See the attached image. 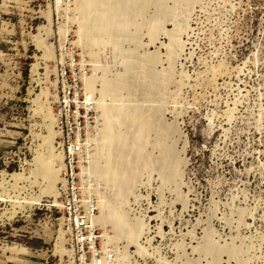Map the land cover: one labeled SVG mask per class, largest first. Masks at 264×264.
Returning <instances> with one entry per match:
<instances>
[{
  "label": "rangeland",
  "instance_id": "obj_1",
  "mask_svg": "<svg viewBox=\"0 0 264 264\" xmlns=\"http://www.w3.org/2000/svg\"><path fill=\"white\" fill-rule=\"evenodd\" d=\"M70 68L120 110L128 136L130 162L94 144L115 117L92 128L93 187L109 199L99 246L120 264H264V0H0V264L71 263L55 249L66 229L58 196L11 175H31L43 148L60 173L59 130L49 143L35 100L54 110ZM119 165L116 193V175L102 177Z\"/></svg>",
  "mask_w": 264,
  "mask_h": 264
},
{
  "label": "built area",
  "instance_id": "obj_2",
  "mask_svg": "<svg viewBox=\"0 0 264 264\" xmlns=\"http://www.w3.org/2000/svg\"><path fill=\"white\" fill-rule=\"evenodd\" d=\"M68 69V68H67ZM87 75L70 68L61 75L62 92L56 101L54 115L59 130L58 146L65 154V166L58 185V203L64 213L65 231L70 237V264H110L115 258L102 247V237L93 220L98 212L97 202L86 191L82 164L92 147V128L98 123L94 97L85 95L83 77ZM88 199V201H87ZM56 207V205H53ZM93 226V227H92Z\"/></svg>",
  "mask_w": 264,
  "mask_h": 264
},
{
  "label": "bare ground",
  "instance_id": "obj_3",
  "mask_svg": "<svg viewBox=\"0 0 264 264\" xmlns=\"http://www.w3.org/2000/svg\"><path fill=\"white\" fill-rule=\"evenodd\" d=\"M105 1V0H104ZM126 8V7H125ZM105 9V8H104ZM123 9V8H122ZM111 19V18H110ZM99 24V23H98ZM99 26H100V24H99ZM100 29V28H99ZM92 30V29H91ZM92 32V31H91ZM65 31H60V34L62 35V36H64L65 35ZM121 33V32H120ZM103 35V34H102ZM111 37H116L117 38V36H111ZM125 37V36H124ZM109 38V37H108ZM122 38V37H121ZM62 60V59H61ZM61 60H59V63L60 64H62V61ZM36 68H37V66H36ZM35 70V69H34ZM33 73H34V71H33ZM37 73V72H36ZM91 80V79H90ZM83 84H84V80H83ZM94 86L92 85V84H86V88H85V95L86 96H90L91 98H93V96H94V93H95V90H94V88H93ZM40 98V97H39ZM39 98H37V101L35 100V104H37V108H36V111H37V113H39V114H41L42 116H44V118L46 117V118H48L47 120H51V123L50 124H48V125H46L49 129H52V132H51V134H50V137H53V138H51L50 140H49V143H51V141L53 142V139H54V135L53 134H55V129H54V125H55V123H56V118H55V115H54V111H53V107L50 105H47L46 103H49L48 101H40L39 100ZM94 100H95V104H96V107H97V110H100L101 111V114L100 115H98L99 116V118H98V120L100 121V120H105V118H107L108 116H110V115H112L113 117H115V121L113 120V123H112V125H110L109 124V128H110V130H109V133H108V136L106 137H104V139H103V141L105 142V145H103V144H101V141L100 140H95L92 136L90 137V141L91 142H93V141H96V142H94V144L96 143V145H97V147H98V149H99V151L101 152V153H106V149L107 148H115L116 149V156H117V158L119 157V158H122V157H127L128 155L126 154L127 152L124 150V146L123 145H125L126 143L124 142V141H127L125 138V136H127V134L125 135V134H123V132L121 131V128L119 127V126H121V125H119V123H120V121H121V113H120V110L118 111V110H115V113H114V109H111V108H109L105 103H104V97H100V98H98V99H95V97H94ZM133 111H134V109H133ZM134 117H136L135 115H134ZM46 120V119H45ZM98 121V122H99ZM124 121V120H123ZM122 123V122H121ZM98 125H99V123H97ZM103 125H104V122L102 123ZM130 124V123H129ZM145 128H147V124H145V126H143V129H145ZM115 132H114V131ZM130 130V132H129V134L131 133V129H129ZM144 131L142 130V133H143ZM59 134H60V132H59ZM125 137V138H124ZM128 137V136H127ZM96 139H98L97 137H96ZM128 142V141H127ZM136 142V141H135ZM134 142V143H135ZM139 142L140 141H138V146H140V144H139ZM125 143V144H124ZM131 143V142H130ZM127 144H129V143H127ZM133 144V143H132ZM132 146V145H131ZM135 146H136V144H135ZM50 147H53V145L51 144L50 145ZM135 148V147H134ZM136 148H139V147H137L136 146ZM135 148V149H136ZM144 148V147H143ZM131 150H132V148H131ZM139 150V152H142L141 150L142 149H138ZM137 150V151H138ZM128 151V150H127ZM63 152V151H62ZM44 153H45V150H44V148H43V151H41V150H37V156L34 158V168L31 170V175H26L25 173H14V174H11L12 175V178H14L15 179V181L16 182H20L21 180L20 179H22V178H25L26 180H28V178L29 179H31L30 177L33 175L34 177H35V181L36 182H38V180L37 179H39V178H41L43 181H44V183H46V188L45 189H43L45 192H46V194H47V192L48 193H50V192H54V196H58V188H57V183L61 180V171H62V169H61V171H60V173H53L51 170H49L48 168H45V162H46V158H44ZM64 154V153H63ZM63 154H59V153H52V154H50V159H52V158H55V159H57V160H59V161H61V162H63V167L65 166V154L63 155ZM115 154V153H114ZM131 154V153H130ZM127 155V156H126ZM131 156V155H130ZM92 158V157H91ZM127 159H128V157H127ZM133 160V159H132ZM128 161H129V159H128ZM115 162H116V160H115ZM114 162V163H115ZM130 162V161H129ZM135 162H137V161H135ZM134 161L132 162V165H135V164H133V163H135ZM84 163L86 164H88L87 166H83L82 165V169H83V172H82V174L83 175H85V177L83 178V181H85V182H87L88 183V185H87V187H85V190L86 191H88V190H90V193L92 192V190H93V188H94V191L96 192V194L99 196V199H98V202H97V207H98V209H102V210H105L107 207L105 206L106 205V201H108L109 199L107 198V194L106 193H102V194H98L99 192V189H98V187H93L95 184V181H94V179H93V175H92V173L90 172L91 171V169H92V166H90V168H89V157H88V155L87 156H85V160H84ZM119 164H121V163H119ZM130 164V163H129ZM90 165H93L94 167H93V169H94V171L95 172H98V170H99V166H96V165H94L93 163H92V161H91V164ZM115 165H117V163H115ZM127 163H125L124 165H123V168H127ZM121 166H122V164H121ZM121 166L119 165V166H115V167H110L111 169H110V171H109V174H106V175H104L102 178H104V181H109V179L108 178H113L112 176L115 174H119L120 172H122V170H121ZM62 167V168H63ZM87 167H88V171L89 172H86V170L85 169H87ZM128 167H130V166H128ZM135 167V166H134ZM134 171V170H133ZM127 173H129V176L130 177H132V173H130V172H127ZM117 175H116V177H117ZM123 175V174H122ZM125 176V175H124ZM107 177V178H106ZM115 177V176H114ZM116 177H115V179H116ZM114 179V178H113ZM117 179H118V177H117ZM20 180V181H19ZM35 183V182H34ZM108 183H110V182H107V184ZM14 184V183H13ZM19 186V185H18ZM107 186V185H106ZM128 186V185H127ZM114 187H115V185H114ZM117 192H116V190H115V192L116 193H118L119 191H121V190H124L125 188H126V179H125V177H123V178H121L120 177V179H118V181H117ZM126 190V189H125ZM45 192H44V194H45ZM18 196V195H17ZM39 197V196H38ZM12 198V197H11ZM17 199V198H16ZM16 199H15V201L14 202H18V201H16ZM19 199V198H18ZM29 200V199H28ZM23 201H25V200H22V202ZM27 201V200H26ZM25 201V202H26ZM87 201H88V199H87ZM21 201H19V203H20ZM24 203V202H23ZM17 204V203H16ZM21 204V203H20ZM26 205H27V203H25ZM38 204V203H37ZM55 204L56 205H59V203H58V200H57V197H56V202H55ZM15 205V204H14ZM19 205V204H18ZM21 206V205H20ZM31 206H32V203H31ZM16 207H17V205H16ZM19 207V206H18ZM27 208V207H26ZM20 210V209H19ZM118 218H119V221H122L123 222V227H124V232H125V235H127L129 232L130 233H134L135 232V230H136V227L133 225V224H131V225H129V224H127V220H126V218H125V214H123V213H119L118 214ZM62 219H64V217L62 218ZM117 220H113V221H111V223H115ZM64 223V222H63ZM98 223H99V218H98V216H97V214L95 215V217H94V220H93V226H94V228H96V227H98L97 225H98ZM92 226V227H93ZM108 227H110V226H108ZM108 227H106V228H108ZM109 229V228H108ZM106 232V231H105ZM109 232V231H108ZM108 232H106L105 233V238H107L108 239ZM60 236H59V238H58V243L56 244V246H55V249H56V252L57 253H60L61 255H63L65 252H67V254L69 255V256H71V252L70 251H68V250H66L65 248H64V244H65V237H64V235L66 234L67 235V232L66 231H60ZM141 239H142V234H139L135 239H134V244L136 245V246H138V247H140V242H141ZM112 255L113 256V258H115V261L113 262V263H111V264H114L115 262H117V263H119L120 264V259L117 257V254L116 253H108V255ZM124 255H125V253H124ZM76 262V261H75ZM92 264H94V263H92ZM104 264H110L109 262H106V263H104Z\"/></svg>",
  "mask_w": 264,
  "mask_h": 264
}]
</instances>
